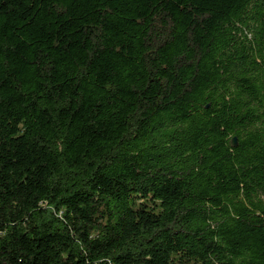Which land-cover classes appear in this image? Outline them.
I'll return each mask as SVG.
<instances>
[{
	"label": "trees",
	"instance_id": "obj_1",
	"mask_svg": "<svg viewBox=\"0 0 264 264\" xmlns=\"http://www.w3.org/2000/svg\"><path fill=\"white\" fill-rule=\"evenodd\" d=\"M0 264H264V0H0Z\"/></svg>",
	"mask_w": 264,
	"mask_h": 264
},
{
	"label": "water",
	"instance_id": "obj_2",
	"mask_svg": "<svg viewBox=\"0 0 264 264\" xmlns=\"http://www.w3.org/2000/svg\"><path fill=\"white\" fill-rule=\"evenodd\" d=\"M207 108H209V106H207ZM232 143L235 147L238 146V139L235 137L233 140H232Z\"/></svg>",
	"mask_w": 264,
	"mask_h": 264
}]
</instances>
